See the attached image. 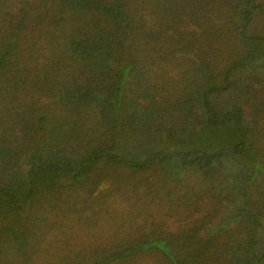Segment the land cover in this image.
Masks as SVG:
<instances>
[{"label": "trees", "instance_id": "16d2710c", "mask_svg": "<svg viewBox=\"0 0 264 264\" xmlns=\"http://www.w3.org/2000/svg\"><path fill=\"white\" fill-rule=\"evenodd\" d=\"M0 264H264V0H0Z\"/></svg>", "mask_w": 264, "mask_h": 264}]
</instances>
